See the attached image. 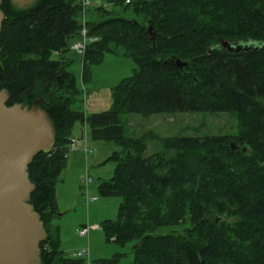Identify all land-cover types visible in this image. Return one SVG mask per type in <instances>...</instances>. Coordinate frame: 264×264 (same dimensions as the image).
I'll return each instance as SVG.
<instances>
[{
  "label": "trees",
  "instance_id": "1",
  "mask_svg": "<svg viewBox=\"0 0 264 264\" xmlns=\"http://www.w3.org/2000/svg\"><path fill=\"white\" fill-rule=\"evenodd\" d=\"M110 1L131 17L80 0H36L26 9L9 0L0 5L6 104L40 101L55 127L53 150L37 153L28 165L35 185L30 203L47 233L41 262L82 264L84 258L61 250L52 222L69 141L84 120L75 106L77 78L64 56L84 28L96 39L80 55L83 81L105 52L121 50L137 65L113 88L110 109L85 116L93 139L122 148L112 156L113 175L97 186L101 195L121 200L117 218L100 223L105 239L132 245L130 264H264V48L232 53L220 44H264V0ZM177 59L186 65L179 68ZM200 112L234 113L238 132L162 139L164 150H178L165 158L162 151L146 155L143 136H124L120 124L122 114ZM233 139L246 153L231 148ZM215 216L222 219L215 223ZM179 225L180 233H156Z\"/></svg>",
  "mask_w": 264,
  "mask_h": 264
},
{
  "label": "rangeland",
  "instance_id": "2",
  "mask_svg": "<svg viewBox=\"0 0 264 264\" xmlns=\"http://www.w3.org/2000/svg\"><path fill=\"white\" fill-rule=\"evenodd\" d=\"M88 1L91 5L99 4L107 10L112 9L114 15L131 17L130 12H124L122 7L114 6L110 0ZM57 57L56 54L53 55V58ZM64 60H68L66 68L76 76L78 88L81 91L75 106L84 113L82 125L76 123L74 126L72 138L80 139L85 136L83 142L84 144L86 142L88 150L85 153L83 143L76 141L72 149L76 147L79 149L75 153L71 150L68 152L66 168L59 175V179H63L65 183L59 190L61 198H59L58 207L60 211L66 212L61 218L55 216L54 220L56 223H61L62 229L66 230L62 238L63 244L67 246L73 242L77 247V249L73 248L72 252H67L69 257L74 258L77 252L84 251L87 254L82 255L84 257L82 264H130L133 260L132 245L119 247L113 241L106 240L99 228L103 220H115L118 215L120 198L101 195L97 186L103 181H108L113 175L116 160L112 156L114 153L121 154L122 148L114 141L93 139L85 116L110 109L113 88L122 79L130 77L137 65L121 50L117 54L105 52L100 62L88 67L87 81H83L81 74L83 60L80 55L70 50L65 53ZM120 124L123 127L124 136H143L146 155L162 151L165 158H170L178 150L175 148L164 150L160 143L162 139L192 135L234 136L239 128L238 119L232 112L159 113L148 117L122 114ZM230 144L232 149L238 148L246 153L247 149L244 146L239 147L234 139L230 141ZM93 223L97 226L92 227ZM81 225L88 227L87 236L78 235L77 230L81 229ZM182 229L180 225L164 226L158 228L156 233L166 234L172 231L180 233Z\"/></svg>",
  "mask_w": 264,
  "mask_h": 264
},
{
  "label": "water",
  "instance_id": "3",
  "mask_svg": "<svg viewBox=\"0 0 264 264\" xmlns=\"http://www.w3.org/2000/svg\"><path fill=\"white\" fill-rule=\"evenodd\" d=\"M9 1L17 9H26L36 0ZM3 19L0 9V31ZM220 44L232 53L264 48L254 42L220 40ZM176 64L182 68L186 62L177 59ZM8 98V90L0 89V264H43L39 244L47 233L30 203L35 185L29 179L28 165L37 153L53 150L55 127L40 101L7 105ZM221 219L215 216V223Z\"/></svg>",
  "mask_w": 264,
  "mask_h": 264
},
{
  "label": "built area",
  "instance_id": "4",
  "mask_svg": "<svg viewBox=\"0 0 264 264\" xmlns=\"http://www.w3.org/2000/svg\"><path fill=\"white\" fill-rule=\"evenodd\" d=\"M81 1V4H82V6H86V5H88L89 4V1L88 0H80ZM96 39V37H89L88 35H87V33H86V30L84 29V28H82L81 30H80V37H79V39H77L76 41H74L73 43H72V45H71V49L72 50H74L75 52H77L79 55H83V53H84V50H85V47H86V45H87V43L88 42H93L94 40ZM85 132V131H84ZM86 133V132H85ZM84 136V135H83ZM85 136L84 137H82V138H80V139H77V138H71L70 139V141H69V150H68V152L70 151V150H74V149H72L73 148V145H74V143L76 142V141H81L82 143H83V151L85 152L86 150H88L87 149V147H86V142H85V144H84V142H83V139L85 140ZM86 153V152H85ZM94 199V198H93ZM87 230H88V227L87 226H85V227H82L81 229H79L78 230V233L79 234H81V235H85V234H87ZM84 254H87L86 252H84V251H80V252H77L76 253V256H82V255H84Z\"/></svg>",
  "mask_w": 264,
  "mask_h": 264
},
{
  "label": "crops",
  "instance_id": "5",
  "mask_svg": "<svg viewBox=\"0 0 264 264\" xmlns=\"http://www.w3.org/2000/svg\"><path fill=\"white\" fill-rule=\"evenodd\" d=\"M79 149V147H76V149H74V150H71L72 152H76L77 150ZM64 183H65V181L63 180V179H59L58 180V183H57V185H56V201H57V209H58V212H60L59 214H56V216H58V217H62V215L63 214H65V210H63V211H60L59 210V198H61V195H60V193H59V190H60V187L61 186H64ZM57 212V213H58ZM54 219H55V217H54ZM53 219V225L54 226H57L58 228H59V232H60V243H61V250L64 252V253H66L67 255H68V253L67 252H72L74 249H77V247H76V245L72 242V243H69L67 246L66 245H64L63 243V241H62V238L64 237V235H65V233H66V230H65V228L64 229H62V227H61V223H56V220H54ZM90 226V225H89ZM97 226V224H95V223H93L92 224V227H96ZM81 228L82 227H85L84 225H81L80 226ZM99 228H100V226H99ZM79 230V229H78ZM77 230V231H78ZM87 233H88V230H87ZM78 235L79 236H81V237H83V236H87V234H85V235H81V234H79L78 233ZM74 248V249H73Z\"/></svg>",
  "mask_w": 264,
  "mask_h": 264
}]
</instances>
